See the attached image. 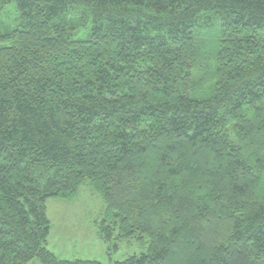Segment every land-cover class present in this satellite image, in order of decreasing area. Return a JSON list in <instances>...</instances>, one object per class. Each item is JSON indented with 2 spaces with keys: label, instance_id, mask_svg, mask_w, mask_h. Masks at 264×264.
Here are the masks:
<instances>
[{
  "label": "trees",
  "instance_id": "16d2710c",
  "mask_svg": "<svg viewBox=\"0 0 264 264\" xmlns=\"http://www.w3.org/2000/svg\"><path fill=\"white\" fill-rule=\"evenodd\" d=\"M86 180L113 264H264V0H0V264H100L45 247Z\"/></svg>",
  "mask_w": 264,
  "mask_h": 264
},
{
  "label": "rangeland",
  "instance_id": "374dc122",
  "mask_svg": "<svg viewBox=\"0 0 264 264\" xmlns=\"http://www.w3.org/2000/svg\"><path fill=\"white\" fill-rule=\"evenodd\" d=\"M14 5H8L4 13ZM46 216L50 221V232L45 247L58 259L113 264L147 252V236H144L143 242L136 239L104 241L99 237L98 226L108 219L106 207L101 195L87 180L82 182L72 200L48 199ZM28 264H39V261L34 259Z\"/></svg>",
  "mask_w": 264,
  "mask_h": 264
}]
</instances>
